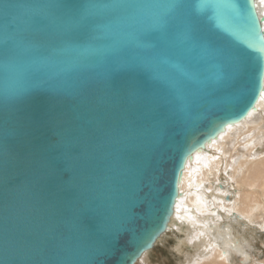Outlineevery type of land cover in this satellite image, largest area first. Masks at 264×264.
<instances>
[{
    "label": "snow or ice",
    "instance_id": "snow-or-ice-1",
    "mask_svg": "<svg viewBox=\"0 0 264 264\" xmlns=\"http://www.w3.org/2000/svg\"><path fill=\"white\" fill-rule=\"evenodd\" d=\"M155 7L113 0H81L67 5L54 0L39 7L18 2L0 8V15L11 14V23L18 26V31L8 37L15 40V49L5 64L15 81L8 95L18 98L46 88L74 95L99 113L93 144L84 154L77 179L75 206L43 203L29 191H20L0 204V264H98V258L111 251L121 232L125 233L123 239L131 232L138 247L144 244L146 241L132 228L134 209L127 208L130 198H126L125 211L118 220L106 226L108 236L103 245L85 246L80 216L91 208H102L121 186L127 191L126 182L138 180L143 184L131 158L159 144L163 128L156 110L162 104L173 113L187 115L205 96L242 84L250 71L264 72V37H258L257 47L254 34L240 27L247 48L259 53L250 57L228 37L221 41L211 28L202 30L199 18H183L178 2L146 27L145 18ZM37 17L43 25L36 23ZM148 27L157 29L183 57L169 65L170 74L158 70L155 45L141 39ZM104 38L111 42L100 45ZM45 45L48 55L41 56ZM69 48L75 53L64 69L73 74L70 79L30 78L32 71L47 67L52 56ZM135 70L146 73L163 95L143 94L134 83L119 91L110 88L115 73ZM93 88L95 92L89 95ZM93 161L103 162V184L96 179Z\"/></svg>",
    "mask_w": 264,
    "mask_h": 264
},
{
    "label": "water",
    "instance_id": "water-1",
    "mask_svg": "<svg viewBox=\"0 0 264 264\" xmlns=\"http://www.w3.org/2000/svg\"><path fill=\"white\" fill-rule=\"evenodd\" d=\"M256 0H113L130 4L157 5L145 18V26L151 25L156 16L165 12L169 5L179 3L183 18H199L201 28L214 31L218 40L228 39L234 46L255 57L259 53L247 48L240 27L258 37H264V14L256 10ZM28 3L33 6L51 4L54 0H0L4 4ZM76 5L81 0H60ZM11 13V9H9ZM38 25H43L39 17ZM18 31L11 23V14L0 15V204L11 200L20 191H29L43 203H54L71 208L77 203V179L84 163V154L93 144L92 132L99 113L92 105L66 93L52 92L46 88L34 89L22 97H10L8 92L15 81L5 67L15 49V40L9 39ZM152 43L158 53V70L170 74L169 65L181 57L179 51L163 40L157 29L148 27L141 37ZM111 42L110 38L99 41L100 45ZM48 45L39 55L46 56ZM75 53L71 48L52 56L47 67L32 71L33 81H62L73 75L64 69ZM167 58V63H165ZM252 63H255L253 60ZM208 71L211 72L209 66ZM134 83L146 95H163L146 73L140 70L117 72L110 81V88L119 91ZM95 92L90 90L89 95ZM264 93V72L250 71L242 84H233L213 95L194 103L185 115L173 113L167 104L157 110L162 123L159 144L145 149L131 158L134 170L143 179L126 182L127 191L121 186L119 193L105 201L100 209L91 208L80 216L82 240L85 246L103 245L108 236L106 226L125 211L134 209L132 228L146 242L137 246L131 232L112 242L111 251L98 258V264H135L141 255L155 248L158 239L169 226L180 194L179 183L186 162L206 144L225 131L226 126L238 124L256 109ZM227 98V102L225 101ZM96 179L103 184L101 161H93ZM133 193L135 194L133 196Z\"/></svg>",
    "mask_w": 264,
    "mask_h": 264
},
{
    "label": "bare ground",
    "instance_id": "bare-ground-1",
    "mask_svg": "<svg viewBox=\"0 0 264 264\" xmlns=\"http://www.w3.org/2000/svg\"><path fill=\"white\" fill-rule=\"evenodd\" d=\"M255 3L264 14V0ZM179 191L168 228L181 232L179 244L191 253L180 264H246L250 247L236 227L264 213V93L246 119L226 126L186 162ZM152 250L135 264H145Z\"/></svg>",
    "mask_w": 264,
    "mask_h": 264
},
{
    "label": "rangeland",
    "instance_id": "rangeland-1",
    "mask_svg": "<svg viewBox=\"0 0 264 264\" xmlns=\"http://www.w3.org/2000/svg\"><path fill=\"white\" fill-rule=\"evenodd\" d=\"M256 148L258 149V146H256ZM222 180L224 181L223 176L221 177L220 182L224 183ZM229 189L233 191V188ZM239 220H242L241 225L236 228L240 231L239 234L246 239L250 247L248 251L250 259L246 262V264H261L264 261V213L258 221H249L248 219ZM181 235V232L178 230L171 227L168 228L167 232L159 240L156 247L151 252L146 254L147 260L145 264L182 263L184 256L191 253L187 249V246L179 244L182 237ZM234 263L238 264L235 260L232 261V264Z\"/></svg>",
    "mask_w": 264,
    "mask_h": 264
}]
</instances>
